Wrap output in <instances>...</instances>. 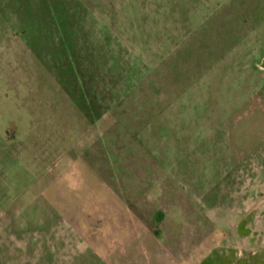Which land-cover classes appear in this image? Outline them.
Returning a JSON list of instances; mask_svg holds the SVG:
<instances>
[{
  "label": "rangeland",
  "instance_id": "obj_1",
  "mask_svg": "<svg viewBox=\"0 0 264 264\" xmlns=\"http://www.w3.org/2000/svg\"><path fill=\"white\" fill-rule=\"evenodd\" d=\"M264 0H0V264L264 259Z\"/></svg>",
  "mask_w": 264,
  "mask_h": 264
},
{
  "label": "water",
  "instance_id": "obj_2",
  "mask_svg": "<svg viewBox=\"0 0 264 264\" xmlns=\"http://www.w3.org/2000/svg\"><path fill=\"white\" fill-rule=\"evenodd\" d=\"M255 67H256L258 70H260V71H264V51H263V53H262V57H261L259 63H256V64H255Z\"/></svg>",
  "mask_w": 264,
  "mask_h": 264
},
{
  "label": "crops",
  "instance_id": "obj_3",
  "mask_svg": "<svg viewBox=\"0 0 264 264\" xmlns=\"http://www.w3.org/2000/svg\"><path fill=\"white\" fill-rule=\"evenodd\" d=\"M247 264H264V259H256V260H251L247 262Z\"/></svg>",
  "mask_w": 264,
  "mask_h": 264
}]
</instances>
